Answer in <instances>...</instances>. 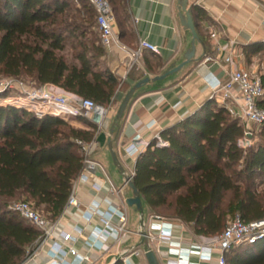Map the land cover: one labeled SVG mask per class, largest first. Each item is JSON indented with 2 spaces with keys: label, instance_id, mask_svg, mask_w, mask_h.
<instances>
[{
  "label": "trees",
  "instance_id": "obj_1",
  "mask_svg": "<svg viewBox=\"0 0 264 264\" xmlns=\"http://www.w3.org/2000/svg\"><path fill=\"white\" fill-rule=\"evenodd\" d=\"M119 38L132 43L129 0H108ZM198 19L204 11L192 6ZM247 58L264 43L248 46ZM97 12L89 0H0V76L30 77L109 107L121 84L105 67ZM156 75L161 62L147 60ZM261 80L264 88V69ZM264 109V98L259 102ZM60 117L0 105V264H24L43 232L11 208L27 201L50 221L65 211L83 172L82 144L97 128ZM245 125L214 99L161 132L137 157L133 180L151 211L189 225L196 235L215 237L237 214L245 222L264 219V123L256 145L239 146ZM226 204V206H224ZM227 264H264V237L227 252ZM115 264H125L122 260Z\"/></svg>",
  "mask_w": 264,
  "mask_h": 264
},
{
  "label": "crops",
  "instance_id": "obj_2",
  "mask_svg": "<svg viewBox=\"0 0 264 264\" xmlns=\"http://www.w3.org/2000/svg\"><path fill=\"white\" fill-rule=\"evenodd\" d=\"M192 4L198 5L205 14L202 19H198L200 42L196 43V59L165 79L150 81L138 89L127 106L122 121L118 123L117 104L122 102L134 84L145 77L161 75L169 66L182 63L193 39L192 32L181 24L179 0H129L133 42L127 44L121 40L122 45L113 43L106 49L103 57L105 67L116 76L122 86L117 92L115 102L109 106L103 128L96 131L90 155L104 173L105 179L93 174L86 179L79 176L74 183L73 191L81 206H67L57 219L54 237L41 243L37 248L35 258L37 264L47 262L55 239H60L62 231L77 234V226L84 228V231L74 247L80 255L88 252L86 240L98 218L88 221L85 208L94 199L101 203L103 210L107 208L109 201L125 212L128 234L118 243L114 242V239L109 240L107 249L90 252L94 259L92 264H112L118 255L125 253L129 264H150L145 257L141 232L144 226L149 232L155 222L152 216L159 214L151 211L148 206V218L145 220L144 212L141 214L135 206L126 203L133 194L132 190L125 186L124 175L133 174L137 156L127 155L125 148L137 135L149 144L164 130L195 114L213 99L214 86L218 82L228 80L230 73L240 69L255 73L260 65L256 57L261 53L254 54L248 59L245 49L251 45L264 43V0H189L188 7ZM116 31L119 34L118 26ZM142 40L160 45L162 54L156 55L145 50L138 59H135L131 51L136 50ZM230 56L232 60L227 62L226 59ZM147 60L150 63L161 62L159 68L161 73L156 75V71L150 69ZM262 70L261 67L258 74H261ZM72 124L76 127H85L77 118ZM109 139L113 141L125 174H121L113 163ZM112 167H115V170ZM113 178L118 180L119 185L115 184ZM95 183H105L101 192H96ZM119 189L121 191L118 192ZM145 204L148 205L143 199L144 210ZM164 218L173 220V239L181 241L185 247L203 244L205 238H209L196 235L192 228L181 220ZM153 232L155 234L156 231ZM149 242L159 264H171L170 261L176 259V256L169 252L168 242H157L151 238ZM136 249H140L142 253L134 254L133 251ZM219 257L220 252L215 251L210 262L201 260L198 255L193 254L191 261L192 264H216ZM75 260L74 256L68 257L70 263H75Z\"/></svg>",
  "mask_w": 264,
  "mask_h": 264
},
{
  "label": "built area",
  "instance_id": "obj_3",
  "mask_svg": "<svg viewBox=\"0 0 264 264\" xmlns=\"http://www.w3.org/2000/svg\"><path fill=\"white\" fill-rule=\"evenodd\" d=\"M89 1L97 12V23L103 46L107 49L113 43L122 45L119 34L116 31V19L109 1ZM145 50L151 51L156 55L162 54V47L148 40L140 41L139 47L136 50L133 49L131 54L135 59H138ZM231 60V56L226 59L227 62ZM213 90L212 98L218 104L224 105L232 116L240 119L245 125V133L243 138L239 140V146L247 149L256 145L258 137L255 136L251 125L260 126L264 123V109L259 107V102L264 98L261 75L246 69L236 70L230 73L228 80L218 82ZM0 105H11L16 108H22L29 112H34L39 117L46 115L60 117L71 124L75 118L82 116L95 124L98 131L103 128L105 118L109 113V107H104L92 99L68 92L57 85L29 86L25 81L15 77H0ZM94 142L82 144L86 157V166L80 176L85 179L91 174L87 171V167L98 166L90 158ZM157 143L159 145L167 144L160 135L157 136ZM148 145L137 135L133 138L131 144L125 148V152L131 157H138ZM134 174L133 172L130 176L133 177ZM104 184H94L97 193L103 190ZM125 186H127V181H125ZM107 202L108 206L105 210L102 209L101 203L96 199L85 208L88 221L98 218L97 223L86 240L88 252L80 255L74 247V244L79 241L80 234L84 231V228L77 226V234L66 231L60 233V239H55L45 264H92L94 259L90 252L107 249V242L111 239H114V242L118 243L126 237L128 230L126 228L127 216L125 212L119 207L113 206L111 202ZM67 206H81L74 191H72ZM11 208L18 211L25 219L43 232L39 245L54 237L57 220L50 221L47 216L34 208L33 203L19 201L12 204ZM152 218L155 222L150 227L148 239L151 238L157 242H168L170 244L169 252L176 256L175 260L170 261L171 264H192L191 256L193 254L198 255L201 260L211 262L215 251L220 252V257L216 264H227V252L243 244H254L264 237V219L245 222L237 214L228 222L226 228L218 236L205 238L203 244H192L185 247L181 241L173 239V220L166 219L157 214L153 215ZM152 231H156L155 234ZM37 248L24 264H37L35 261ZM133 253L139 255L142 251L136 249ZM69 256L75 257V263L68 261ZM117 257L125 264H129L126 253L120 254Z\"/></svg>",
  "mask_w": 264,
  "mask_h": 264
},
{
  "label": "water",
  "instance_id": "obj_4",
  "mask_svg": "<svg viewBox=\"0 0 264 264\" xmlns=\"http://www.w3.org/2000/svg\"><path fill=\"white\" fill-rule=\"evenodd\" d=\"M188 5H189V0H179V8H180L179 17L181 20V24L183 25V27L190 30L192 32V35H193L191 47L186 51V53L184 55L185 60L177 66L176 65L169 66V68L161 75L155 76L153 78L145 77V78L141 79L140 81H138L137 83H135L134 86L127 92V94L123 98V100H122V102L118 108L117 115H116V121L118 123H120L122 121L124 113L126 111V108L129 105L131 99L133 98L134 94L136 93V91L138 89H140L142 86L149 83L150 81H158V80L165 79L167 76L172 75V74L180 71L186 64H188V63H190L196 59V50H197L196 43L200 42V38H199L197 29H196V25H195V21L193 18L192 6L194 4L190 5L189 7H188ZM108 144H109V150L111 153L113 163L115 164V166L118 167L121 174H125V169H124V167H123V165L119 159L117 152L114 149L113 141L111 139H109ZM87 171H89L91 174H93L95 176H98L102 179H105V175L100 170L99 166L87 167ZM124 176H125V181H127V186L132 190V194H133L132 197H130L126 200V203L129 206H135L137 208V210L141 214H143L144 206H143L142 194L139 191V189L136 187L134 180H133V177H131L130 175H124ZM141 235H142V240H143L142 245H143V249L145 252V257L147 258V260L149 261L150 264H159L156 253L154 252V250L150 246V242L148 239V232H147L145 226L141 232ZM119 260H121V259L119 257H117L112 264H115Z\"/></svg>",
  "mask_w": 264,
  "mask_h": 264
},
{
  "label": "rangeland",
  "instance_id": "obj_5",
  "mask_svg": "<svg viewBox=\"0 0 264 264\" xmlns=\"http://www.w3.org/2000/svg\"><path fill=\"white\" fill-rule=\"evenodd\" d=\"M256 61H257L258 64H260L258 66L257 71L255 72L256 74H258V72L260 71V68L261 67L264 69V55L263 56L260 55V56L256 57ZM156 62H158V61H156ZM0 77H2V76H0ZM21 80L25 81L29 86H36V84L33 83V79L30 78V77H25V78H23ZM120 104H117V107H116V110L117 111H118V108H119ZM72 118H74V117H72ZM251 128H252V130H253L254 133L258 132V130H259V126H257V125H251ZM256 137H257V135H256ZM112 168H113V170H115V167H112ZM113 180H114V182H115L116 185H119L117 179L113 178ZM262 188H264V185H261L260 186V189H262ZM16 202H19V201H16ZM16 202H14V203H16ZM224 206H226V204ZM144 216H145L144 219L146 220L148 218V205H146V204H145ZM161 216H163V215H161Z\"/></svg>",
  "mask_w": 264,
  "mask_h": 264
}]
</instances>
